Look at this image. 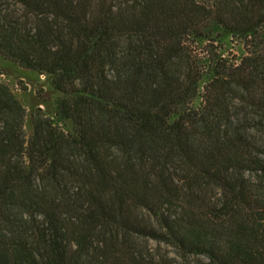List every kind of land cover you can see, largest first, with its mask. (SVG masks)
<instances>
[{"label": "trees", "instance_id": "obj_1", "mask_svg": "<svg viewBox=\"0 0 264 264\" xmlns=\"http://www.w3.org/2000/svg\"><path fill=\"white\" fill-rule=\"evenodd\" d=\"M3 61L0 264H264V0H0Z\"/></svg>", "mask_w": 264, "mask_h": 264}, {"label": "rangeland", "instance_id": "obj_2", "mask_svg": "<svg viewBox=\"0 0 264 264\" xmlns=\"http://www.w3.org/2000/svg\"><path fill=\"white\" fill-rule=\"evenodd\" d=\"M232 41L230 37L223 38L220 41L222 47V54L225 58L237 59L241 58L244 54L242 51V45L237 43V40ZM0 83L6 84L10 87L15 97L20 100L26 110L27 117L25 121V130L27 135L32 133L33 117L32 114L38 109H41L47 117L54 118L56 109L55 102L58 94L51 87L48 78L40 76L37 73L30 72L20 68L19 66L11 62H0ZM195 107H199L200 99L198 98L194 102ZM61 128L65 131L72 130V123L65 122L61 124ZM149 249L152 254L156 256H168L171 258H177L178 261H182L176 255V251L166 245H158L156 243H149ZM195 264H208L206 260L199 258H191Z\"/></svg>", "mask_w": 264, "mask_h": 264}]
</instances>
